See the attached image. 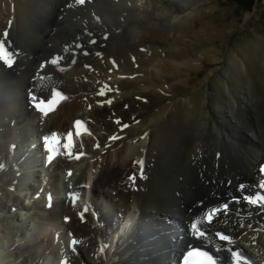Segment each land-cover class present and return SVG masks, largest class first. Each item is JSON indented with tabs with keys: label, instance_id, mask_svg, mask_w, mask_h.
<instances>
[{
	"label": "bare ground",
	"instance_id": "6f19581e",
	"mask_svg": "<svg viewBox=\"0 0 264 264\" xmlns=\"http://www.w3.org/2000/svg\"><path fill=\"white\" fill-rule=\"evenodd\" d=\"M209 1L168 0L169 7L159 2L164 8L151 12L154 0H88L83 7L76 0H0V41L8 29L19 52L12 70L0 64V164L6 163L11 146L17 144L10 125L19 124L18 138L29 137L20 126L22 118L41 136L63 134L76 118L93 119L99 149L89 148V157L78 163L55 160L52 178L62 189L63 182L73 177L61 171L73 170L77 190L82 192L84 182L93 180L94 190L113 203L103 209L95 200L89 203L100 210L101 217L83 224L78 220L79 203L72 207L58 198L47 211L45 201L34 199L35 193L25 183L35 179V186L39 184L33 170L22 173L21 179L1 173L0 226L21 217L23 225L7 223V230L21 237L26 220L33 221L31 237L19 246L27 254L23 264L55 263L58 255L59 261L67 257L79 264L78 256L58 239L61 227L80 239L77 249L84 247L82 252L86 249L92 264H172L184 239L168 226L167 219L203 220L210 205L247 194L258 180L256 167L264 157V39L249 44L240 58L232 52L221 58L218 42L226 36L225 29L210 34L219 24L213 22L211 29L205 21L207 38L197 29L206 16L214 17L212 8L198 19L202 5ZM144 21L150 28L141 26ZM165 27L176 28V33L164 34ZM185 35L191 36L188 42ZM79 42L83 43L80 50L74 47ZM59 54L76 59L75 66L64 65L71 74L49 65ZM53 88L63 89L69 100L48 117L35 113L31 97L48 98ZM103 90L106 97L99 96ZM109 98L112 103L106 105ZM102 101L105 106L100 107ZM114 119L121 122L116 125ZM125 123L127 129L120 132ZM112 136L114 141L108 143ZM142 157L147 161L146 172L138 177L139 167L132 164ZM39 161L34 158L30 164L36 168ZM24 165L18 159L15 174ZM128 172L136 173L135 184L126 177ZM18 181V189L29 192L30 202L38 205L31 212L22 200L29 196L9 190ZM244 184L249 186L242 191ZM13 207L28 211L13 214ZM231 208L234 213L213 220L208 230H226L237 247L253 255L254 264H264V206L254 208L242 199ZM129 210L130 219L140 212L142 221L132 234L122 237L116 251L107 250L103 257L100 239L108 237L113 218L121 221V213ZM64 217H71L68 224ZM11 233L4 231L0 239ZM9 243L0 247L9 249ZM214 245L228 262L227 245ZM20 250H9L4 263L14 262L13 255Z\"/></svg>",
	"mask_w": 264,
	"mask_h": 264
},
{
	"label": "rangeland",
	"instance_id": "374dc122",
	"mask_svg": "<svg viewBox=\"0 0 264 264\" xmlns=\"http://www.w3.org/2000/svg\"><path fill=\"white\" fill-rule=\"evenodd\" d=\"M128 1H132V0H128ZM159 2H162L165 7L170 6V5H168V0H160V1L154 0L153 4L151 5V8H150L151 12L156 7L164 8L163 4H161ZM212 8H214V13H213L214 17H208L207 18V16H206V19L203 21L202 24L198 25L197 29H199L200 31L202 30L201 33L203 34V36L205 35L206 38H207L208 34L206 33L207 31L205 30V21H207L208 28H211V29L213 28V22L219 24V28L215 29V30H211L210 34H212V32L217 34L218 30L220 32L221 30L225 29L226 36L222 37L221 40L219 39V42H218V47L220 46L222 51H223L221 54V58L224 59V57L229 52L237 54L238 57L240 58L239 55L241 54V51L243 49H245L249 44L256 42L258 39H264V0H253V7L251 10L243 9L242 7L239 6V4L235 0H211L208 3L202 5V8H201L202 11H201V13H199L198 19L201 20L202 19L201 14L205 13V11L210 12L212 10ZM193 15H195V12H193ZM124 21L125 22L129 21V18H127ZM144 22H143V24H141V26L143 28L149 27L146 24L147 22H145V23ZM166 28L167 27L162 28V30L166 31V32H163L164 34L176 33V28H174V29H172V28L166 29ZM194 36H197V34H194ZM190 37L191 36L188 37V35H185L184 39L188 42ZM142 49H143V47L140 48L141 52H143ZM210 53L211 52H208V54H210ZM199 56L203 57V55H199ZM193 64H199V62L195 61ZM215 66H216V64H215ZM140 69H144V68L140 67ZM115 70H117V69H115ZM139 71L142 72L141 70H139ZM109 72L111 73V70ZM245 75H247L250 79L253 78L251 72L250 73L247 72V73H245ZM124 76L125 75H123V79L126 78ZM158 90L159 89H157V91ZM263 93L264 92H262V94ZM21 126L25 127L26 129L29 128V126L27 125L26 122L21 123ZM11 128L13 129V137L17 138V133H15V132H17L16 129L12 125H11ZM23 172H24V170H23ZM12 174L14 175L13 172H12ZM30 183L34 184V183H36V181H31ZM36 187H35V189H36ZM37 206L38 205H35V207H37ZM15 209H16V207H13L11 209V212L13 214H17L19 212L23 213V214L27 213L26 209H21V210H19V209L15 210ZM23 218H25V217L23 216ZM10 221H13L15 224H18V225H23V223H24V220L22 221V218L17 216L16 218H14V220L7 219L3 223V225L0 226V234L4 233V231L5 232H11L12 231L11 235L5 234L6 235L5 236L3 234V236L0 239V246H5V244H3V243L6 241L11 242V244L9 243V245H8L9 249H7L6 247H2V248L0 247V264H5L4 263L5 262L4 261L5 256L9 252V250L11 252V251L15 250L17 247L20 250L19 246H21V244L23 243L24 240L30 238L32 235V230L30 231V229L33 226V221L29 222V221H31L30 219L26 220L27 223L24 224L23 236H21V237H15L14 231L11 228L9 230H7V228H9V226H10V224L7 225V223H9ZM28 225H30V226L27 227ZM11 227H12V224H11ZM37 231H38V229H37ZM13 243H14V245H12ZM20 251L21 252L19 253V255H16V256L13 255L12 258H13L14 262H11L12 261L11 260L10 264H23L24 258L26 259L27 254L23 253L22 250H20ZM85 258H86V255H85Z\"/></svg>",
	"mask_w": 264,
	"mask_h": 264
},
{
	"label": "snow or ice",
	"instance_id": "6c2138e0",
	"mask_svg": "<svg viewBox=\"0 0 264 264\" xmlns=\"http://www.w3.org/2000/svg\"><path fill=\"white\" fill-rule=\"evenodd\" d=\"M77 2L82 5L85 2V0H77ZM0 58L4 59L9 64L12 63L11 59L8 56V53L4 50V44L3 43H0ZM52 63L55 64V63H57V61L54 60V61H52ZM53 103H55V101H53ZM46 105H47V108H50L51 107V105L44 104V103L37 104V105H35V107L37 108V106H38L39 109L42 110L40 112L44 114L45 111H47V108L45 107ZM48 143H49V148L51 149L53 144L60 143V141L59 140H57V141H50ZM71 144H72V137L69 138V146H71ZM261 171L264 172V169H261ZM133 179H135V178H133ZM258 199H264V198H258ZM248 202L249 203H252V204H255V203H257V199H249ZM216 211H218V210L215 209V210H212V212L209 213V220H211V216ZM219 237L221 238L220 240H222V241H226V242L229 241V237L227 235H221V234H219ZM236 259H237V264H240L239 254H237ZM214 264H216V261L215 260H214Z\"/></svg>",
	"mask_w": 264,
	"mask_h": 264
},
{
	"label": "trees",
	"instance_id": "16d2710c",
	"mask_svg": "<svg viewBox=\"0 0 264 264\" xmlns=\"http://www.w3.org/2000/svg\"><path fill=\"white\" fill-rule=\"evenodd\" d=\"M240 7L245 10H251L253 7V0H235Z\"/></svg>",
	"mask_w": 264,
	"mask_h": 264
}]
</instances>
